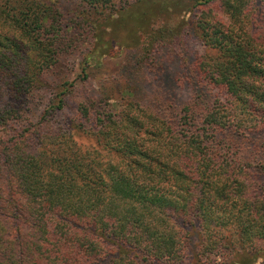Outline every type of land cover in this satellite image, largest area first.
<instances>
[{
    "label": "trees",
    "instance_id": "obj_1",
    "mask_svg": "<svg viewBox=\"0 0 264 264\" xmlns=\"http://www.w3.org/2000/svg\"><path fill=\"white\" fill-rule=\"evenodd\" d=\"M113 1L80 0L75 27L56 0H0V264H190L264 239V0H195L187 80L144 66L141 95L84 98L55 131L75 87L60 80L29 115L62 31Z\"/></svg>",
    "mask_w": 264,
    "mask_h": 264
},
{
    "label": "rangeland",
    "instance_id": "obj_2",
    "mask_svg": "<svg viewBox=\"0 0 264 264\" xmlns=\"http://www.w3.org/2000/svg\"><path fill=\"white\" fill-rule=\"evenodd\" d=\"M198 1L114 0L113 6L93 11L87 9L88 20L94 25L91 30L79 26L62 31L64 51L57 66L44 75L36 91V100L28 110L31 118H38L54 84L60 80L72 82L75 87L68 94L66 108L51 117L55 131L59 127H68L74 118V104L84 98L97 96L108 99L110 108L117 110L125 98L132 96V92L136 96L141 95L147 76L144 66L163 64L170 75L187 80L186 66L205 53L193 31V14ZM56 3L63 15L62 23L76 27L85 6L80 0H56ZM214 14L218 16V13ZM82 66H85L87 74L85 80ZM180 94L187 97L188 88H182ZM71 136L80 148L93 143L90 136L77 129L72 130ZM254 136L264 139V125ZM197 246V239L190 235L189 248L195 251ZM203 254L191 260L190 264H264V239L256 241L250 251L234 249Z\"/></svg>",
    "mask_w": 264,
    "mask_h": 264
}]
</instances>
